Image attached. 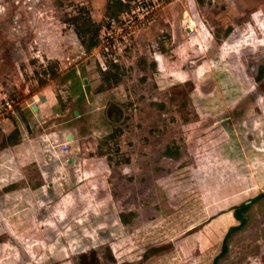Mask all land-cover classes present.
Returning a JSON list of instances; mask_svg holds the SVG:
<instances>
[{
    "label": "rangeland",
    "instance_id": "obj_1",
    "mask_svg": "<svg viewBox=\"0 0 264 264\" xmlns=\"http://www.w3.org/2000/svg\"><path fill=\"white\" fill-rule=\"evenodd\" d=\"M107 3L0 0V264H213L264 192V0ZM247 215L221 264H264Z\"/></svg>",
    "mask_w": 264,
    "mask_h": 264
},
{
    "label": "trees",
    "instance_id": "obj_2",
    "mask_svg": "<svg viewBox=\"0 0 264 264\" xmlns=\"http://www.w3.org/2000/svg\"><path fill=\"white\" fill-rule=\"evenodd\" d=\"M130 1L132 0H108L107 11H106L107 16H109L110 18H114L117 17L120 13L130 10L132 7ZM197 1L201 3L203 0H197ZM81 22H82V26L78 27L77 32L80 34L82 38H87V37L89 38V44H88L89 48L95 47L100 40V37L98 38V36L100 35L99 34L100 28L95 29L93 27L95 26V22L89 12L88 14L83 16V20ZM91 31L93 32L91 33ZM116 132L117 130H114L112 133L115 134ZM19 133L20 130L16 128L12 133L8 135V142L12 145L17 144L19 141L17 135ZM262 199H264V192L260 193L251 200L243 201L235 206L234 215L239 220L240 223L238 225L231 226L228 229L223 239L222 249L220 253L214 258L213 264H221V259L228 252L231 237L234 235L235 232L240 231L246 227L249 221L247 212L253 207V205L256 202ZM121 219L123 220V214H121ZM86 257L87 255L85 254L82 256L83 259H85ZM95 258L96 256H94V261L92 263H88L87 261H85L82 262V264H93L98 260L97 258H96L97 260Z\"/></svg>",
    "mask_w": 264,
    "mask_h": 264
},
{
    "label": "crops",
    "instance_id": "obj_3",
    "mask_svg": "<svg viewBox=\"0 0 264 264\" xmlns=\"http://www.w3.org/2000/svg\"><path fill=\"white\" fill-rule=\"evenodd\" d=\"M47 87H48V86H47ZM47 87H45V88H47ZM44 93H48L46 89H45ZM46 96L48 97L47 102H40V105H41V106H39V107H43V108H42L43 111L47 110V107H50V108H51V105H53V103H54V102H52L53 100H52V98L50 97V95H46ZM51 102H52V104H51ZM39 107H38V108H39ZM67 139H68V137H67ZM69 140H71V139H68V141L66 140V141L62 142V143H61V146H63V148H64L65 146H67V145L69 144ZM62 151H63V152L66 151V152H67L68 150H66V149L64 148Z\"/></svg>",
    "mask_w": 264,
    "mask_h": 264
},
{
    "label": "built area",
    "instance_id": "obj_4",
    "mask_svg": "<svg viewBox=\"0 0 264 264\" xmlns=\"http://www.w3.org/2000/svg\"><path fill=\"white\" fill-rule=\"evenodd\" d=\"M111 26H112V25H111ZM113 27L115 28V30L119 29L118 26L115 27V26L113 25ZM6 108H7V110H11V109H12V104H11V102H9V101L6 102ZM67 147H68V146H65L64 148L66 149Z\"/></svg>",
    "mask_w": 264,
    "mask_h": 264
},
{
    "label": "water",
    "instance_id": "obj_5",
    "mask_svg": "<svg viewBox=\"0 0 264 264\" xmlns=\"http://www.w3.org/2000/svg\"><path fill=\"white\" fill-rule=\"evenodd\" d=\"M68 139H72V135H68Z\"/></svg>",
    "mask_w": 264,
    "mask_h": 264
}]
</instances>
